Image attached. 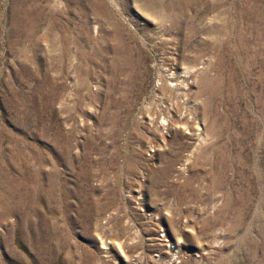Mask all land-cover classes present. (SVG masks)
I'll use <instances>...</instances> for the list:
<instances>
[{"label": "rangeland", "instance_id": "1", "mask_svg": "<svg viewBox=\"0 0 264 264\" xmlns=\"http://www.w3.org/2000/svg\"><path fill=\"white\" fill-rule=\"evenodd\" d=\"M167 68L196 71L190 132L148 108ZM178 242L264 264V0H0V264H183Z\"/></svg>", "mask_w": 264, "mask_h": 264}, {"label": "bare ground", "instance_id": "2", "mask_svg": "<svg viewBox=\"0 0 264 264\" xmlns=\"http://www.w3.org/2000/svg\"><path fill=\"white\" fill-rule=\"evenodd\" d=\"M173 43L174 41L170 42L169 44L171 45ZM164 72H166V74L160 76L158 87L162 86V89L168 87L170 92L168 95H156V97L151 98L152 101L149 102L148 108L152 109L154 106L159 108V113H161V121L165 126H169L171 129L175 128L190 132L195 128L194 121L197 119L196 117L199 115H204V112H200V97H186L187 93L185 95V92L191 89L189 87L190 84H194L195 78L193 77H195L196 71L188 70L180 73L176 72L175 68H167L164 70ZM168 102L171 103L167 104ZM205 108H203V111ZM146 112L151 123H153L154 120H152L150 117V111L148 110ZM189 222L190 224L188 223L185 225V228L193 229V224H191L193 222ZM102 234L105 241L102 243L101 252L103 258L108 260L113 257V254L110 251L113 248V238H109L112 234L107 233V229H103ZM172 251L174 256V260H172L173 263H176V260H181L180 263L183 264H193L196 262V258L193 257V253L186 250L182 245V242H178V244L174 245L171 252ZM147 257L149 262L154 260V257H151L150 255ZM196 257L200 258L202 255L197 256L196 254Z\"/></svg>", "mask_w": 264, "mask_h": 264}]
</instances>
